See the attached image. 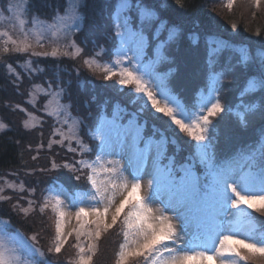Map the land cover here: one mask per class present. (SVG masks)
Masks as SVG:
<instances>
[{
	"label": "snow or ice",
	"instance_id": "1",
	"mask_svg": "<svg viewBox=\"0 0 264 264\" xmlns=\"http://www.w3.org/2000/svg\"><path fill=\"white\" fill-rule=\"evenodd\" d=\"M176 2L183 6L181 0ZM29 3L30 0H6L0 5V25H3L0 28V64L15 78L17 88L22 77L11 63L3 60L5 55L30 53L32 56L76 59L83 53V49L72 39L82 19L79 0L71 6V12L67 9L64 15L57 12L52 23L36 14L29 19ZM253 3L258 8L261 0H253ZM233 5L234 0H228L226 7L231 10ZM133 11L140 25L137 30L132 27ZM112 20L115 38L119 41L114 52L115 59L102 64L97 59L105 54L101 48L94 56L85 58L83 64L89 70L95 68L102 71L105 80L118 76L117 83L121 89L131 87V102L139 105L138 113H147L153 119H161L156 114L169 118L163 122L174 125L179 132L196 142V158L205 171L202 179L194 171V163L182 165L179 170L171 159L166 164L162 163L166 158L167 138L163 134L159 140L154 136L145 138V125L137 123L135 116L127 125L119 124L120 112L124 110L118 107L114 108L111 120H102L90 131L91 139L98 142L92 148L83 142L79 134L82 120L72 116L71 104L62 103L64 89L59 84L55 90L51 83L47 88L32 85L28 102L33 107L36 92L48 96L49 102L54 101L52 110H48V103L44 107L46 114L60 125L52 133L53 137L59 136L60 139L50 138L49 149L54 144L65 147L67 141V151L81 157L63 165L53 161L52 169L63 167L81 174L87 170L86 180L90 187L73 201L79 223L75 229L77 244L74 245L78 258L74 264H91L95 255V243L88 245L90 254L84 255L85 248L79 243L80 237L87 235L89 239H98L102 229L106 231L115 225L122 213L124 242L120 245L116 264H129L131 257L142 258L143 264H264V231L256 235L257 230L250 227L251 217L246 211L251 209L264 215V132L254 146L228 160L218 163L212 151L211 133L216 129L213 119L225 111H232L222 103L220 94L224 79L234 68L230 64L217 68L227 44L215 39L206 42V89L198 94L195 105L189 106L174 93L167 78L156 73L154 68L160 60L166 59V46L179 40V27L165 28L164 22H159L160 27L153 34L157 41L156 60L144 63L142 56L147 44L144 26L159 21L156 11L142 5L140 0L135 3L133 0H117ZM5 21L7 24H4ZM235 27L233 25V29ZM161 31L167 32L163 40L159 36ZM189 39L194 45L199 42L195 34ZM48 44L51 45L50 51H36ZM69 48L74 51L69 52ZM32 63L25 59L23 67L32 71ZM238 63L245 68L254 65L255 74L247 79L234 112L238 124L247 127L250 118L257 114L264 118V99L259 105L254 100L244 99L257 92L264 93V50H259L256 57L242 51ZM16 108L28 117L23 123L25 129L31 130L36 126L30 123L36 119L33 113L19 105ZM6 128L5 123H0V132ZM73 142L77 147L72 146ZM85 153L93 154L94 158L85 159ZM146 173L150 177L147 182L149 194L142 197L141 180ZM74 178L80 180L81 175ZM5 187L25 191L23 182L17 186L5 180L4 187H0V201L11 199L2 195ZM31 191L34 192V189ZM125 192L127 195H124ZM162 192H167L166 201L161 199ZM117 194L123 196L118 205ZM157 200L161 202V207L154 209L151 205ZM33 205L34 202L29 200L28 207L14 204L13 210L19 208L27 217L35 210ZM49 207L56 217L54 251L60 253L67 238L63 232L66 212L59 194L49 191L39 207L40 213L43 214ZM113 207L111 224H108L107 216ZM166 211H171L172 215H166ZM89 216L95 217L91 221L95 226L94 233L84 231L89 224ZM4 225L0 227V264H40L38 257L42 258L43 253L34 246L36 235L30 237L33 242L30 244L18 230L12 234L6 231L11 227L8 221Z\"/></svg>",
	"mask_w": 264,
	"mask_h": 264
},
{
	"label": "trees",
	"instance_id": "2",
	"mask_svg": "<svg viewBox=\"0 0 264 264\" xmlns=\"http://www.w3.org/2000/svg\"><path fill=\"white\" fill-rule=\"evenodd\" d=\"M213 1L217 9L211 10ZM80 2L79 14L84 26L75 35V39L83 48L82 57L72 60L65 56L59 58L38 56L32 59V67L34 70L40 69L41 71L29 73L23 72L17 66V64L25 61L27 55L16 54L3 57L5 62L17 67L22 79L19 82V88H17L14 83L15 78L10 76L6 67L0 64V116L7 125V128L0 133V176L3 179L10 178L15 181H23L24 179L32 180L33 176L38 177L40 175L39 192L45 185L60 186L72 190L73 193L80 190L86 191L90 187L86 180L87 170L81 174L72 173L63 167L52 169L53 161L57 165H63L64 163H72L81 157L76 153L68 152L67 148L58 144H54L49 149V140L54 138L52 133L58 124L51 117L44 115L40 111L41 109H34L28 103L32 85L38 84L47 88L48 84L51 83L54 90L57 84L64 89V103L71 104V112L81 117L82 124L79 134L86 145L92 148L96 147L97 142L91 139L89 131L97 125L99 118L97 115L102 112H113L114 108L118 107L124 110L121 111L124 120L135 115L137 120L145 125L143 133L145 138L152 136L160 138L161 134L167 138L164 163H168V160L171 159L177 170L182 165L194 163L198 176L203 179L205 169L196 158L195 141L191 140L185 133L179 132L174 125L165 124L163 121H167L169 118L162 117V114H156L161 119H153L147 113H138L139 105L131 102L130 93L125 90L121 91L117 87V81L112 80L113 82L110 84L108 83L110 81L104 79L102 73L94 69L89 70L83 64L85 58L94 56L95 52L101 48L105 49L102 58H108L113 52L118 41L115 38L112 20V12L117 0H81ZM135 2L136 0H133V3ZM66 3L67 0H30L28 14L30 16L36 14L41 18H51L54 13L61 11ZM140 3L155 10L159 17L157 23L144 26V35L147 39L145 58L153 55L152 52L157 43L153 34L160 21L164 22L165 28L178 26L180 29L179 40L166 46L164 51L166 59L160 60L157 72H167L165 74L169 86L176 95L183 98V101H188L187 103H193L197 93L206 89V42L215 38L230 40L233 47L227 45V50H224L219 57L217 68L229 64L234 68V71L224 79L223 90L220 94L222 103L232 111H225L213 119L216 129L211 133L212 151L219 163L254 146L261 133L264 132V118L257 114L250 118L247 127H241L234 115L236 106L240 103L239 93L244 88L247 79L255 74L254 65L245 68L239 64L240 55L235 51V47L248 44L252 51L250 53L255 55L256 46V50L264 46V14L258 13L256 18L248 23V16L239 9V6H244V1L238 3L233 13L221 11L225 9L223 0H181L183 6L177 4L176 0H140ZM131 16L132 25L139 28L135 11L131 13ZM234 19L237 23L235 29L242 33H245L243 32L245 29L250 30L249 37L248 33L244 35L232 32L234 29L230 23ZM227 20H230V23ZM193 34L199 37V42L196 45L192 44L189 39ZM159 36L163 40L166 38L167 32L161 31ZM244 99L246 101L254 100L259 105L264 99V93L257 92ZM16 105L39 115L43 121L31 130L25 129L23 123L27 116L24 112L19 111ZM41 145L43 147H40ZM73 147H77L75 142ZM87 154L85 153V157ZM34 156L36 159H33ZM27 168L32 170L29 174L25 173ZM181 174L178 172V175ZM75 175H81V179L76 180ZM16 195L17 193L11 195L10 200L13 201H0V219L8 220L11 225L10 229L25 233L29 238L34 233L31 228L35 226L38 227V231L46 233L48 225L40 216L37 215L38 218L25 217L19 208L13 210V205L18 204L14 201ZM40 198L42 201L44 200V196H40ZM127 211L128 208L126 207L125 213ZM250 214L256 218L255 223L258 228L264 231V215L258 212ZM123 217L124 214L113 225V230L109 232L106 242V250L100 251L101 256L99 253L94 256V264L97 261L103 264H113V247L116 248V243L119 245L122 239ZM52 239L53 233L51 232L49 241ZM37 244L42 250H47L44 241L41 242V245ZM46 255L47 261L56 260L54 256ZM69 258L63 255L57 257L56 261L70 264ZM141 259L133 257L129 264H139Z\"/></svg>",
	"mask_w": 264,
	"mask_h": 264
},
{
	"label": "rangeland",
	"instance_id": "3",
	"mask_svg": "<svg viewBox=\"0 0 264 264\" xmlns=\"http://www.w3.org/2000/svg\"><path fill=\"white\" fill-rule=\"evenodd\" d=\"M81 0H79V2H80ZM241 1H244V6H239V9H240V11L242 12V13H244L246 16H248V23H251V20L252 19H255L256 18V16H257V14L258 13H262V14H264V0H261V4H260V6L257 8L255 5H254V3H253V0H234V5H233V8L231 9V10H229L227 7H226V4H227V2H228V0H223V2H224V7H225V9H222L221 11H223V12H225V13H233L234 12V10L236 9V6L238 5V3H241ZM6 2V0H0V5H3L4 3ZM76 2V0H67V3L65 4V7H63V9L61 10V11H59V14L60 15H64L65 14V10L67 9L68 10V12H71V6L74 4ZM81 3V2H80ZM213 5H212V9L211 10H214V9H217V8H215V2L213 1ZM242 9V10H241ZM29 15V14H28ZM57 15V13L55 14L54 13V15L51 17V18H41V19H43V20H45V21H47L48 23H52V21H53V18L55 17ZM228 15V14H227ZM30 15H29V19H30ZM82 18V17H81ZM228 18V17H227ZM236 20L234 19V21L232 22V23H230V20H227V22H229L231 25H232V27H233V25H237V23L235 22ZM226 22V23H227ZM4 24H7V21H5L4 22ZM250 25V24H249ZM83 21H82V19H81V21H80V27H79V30L78 31H76L75 32V35L78 33V32H80L81 30H82V28H83ZM3 27V25H0V28H2ZM132 27H133V30H137L138 28H135V26H133L132 25ZM158 27H160V24L158 25ZM235 28H237V27H235ZM248 29H250V28H248ZM232 32L234 33L235 32V34H244V35H246L247 33H248V37H249V35H250V30H247V29H245L243 32H245V33H242V32H239V30L237 31V29H234V30H232ZM75 35L72 37V39L76 42V44L80 47V43L78 44L77 43V40L75 39ZM118 40V39H117ZM215 40H218V41H222V42H225L227 45H231L232 47H233V45L230 43V40H227V39H223V38H215ZM246 40H248V38H246ZM61 43H64V41H61ZM119 46V41H117L116 42V45H115V48L113 49V52L109 55V57L108 58H102V56L101 57H98L97 59L103 64V63H105V62H111L113 59H115V56H114V52H115V50H116V48ZM146 48H147V44H146V46H145V48H144V52H143V56H142V60H143V62L144 63H149V62H151V61H154V60H156V52H155V48H154V50H153V55L151 56V57H149V58H145V51H146ZM256 48H257V46H256ZM256 48L254 49L256 52H255V55H253V54H251L250 52H252L251 51V47L247 44V45H239V46H236L235 47V51L240 55V53L242 52V51H248L253 57H256V54H257V52L259 51V50H264V46H261V48H258L257 50H256ZM83 49V48H82ZM104 49V48H103ZM51 50V45L50 44H48L45 48H43V49H40V48H37L36 49V51H50ZM105 50V49H104ZM225 50H227V48L225 49ZM68 51L69 52H72V51H74V49H71V48H69L68 49ZM82 54H84V52L82 53ZM23 55H27V57L25 58V59H29V60H31L32 61V59L34 58H37L38 56H32L30 53H26V54H23ZM22 55V56H23ZM129 55H132V53L131 52H129ZM238 55V56H239ZM21 56V55H20ZM41 57H43V56H41ZM49 57H51V56H49ZM80 57H82V55L80 56ZM72 60H75V59H72ZM160 62V61H159ZM159 62L158 63H156L155 64V66H154V68H155V72L156 73H158L159 75H161V76H164V77H166L167 78V76H165L164 74L165 73H167V72H165V71H162V72H157V66H158V64H159ZM14 66V65H13ZM17 66L23 71V72H25V73H29V72H35V70L33 69V67H32V71H28V70H26L24 67H23V62L22 63H19V64H17ZM15 67V69H16V72H18V69H17V67L16 66H14ZM76 67H78V66H76ZM94 70H97V69H95L94 68ZM98 72H100V73H102L103 74V72L102 71H99V70H97ZM19 73V72H18ZM104 75V74H103ZM119 79V77L118 76H113L111 79H109V80H106V81H110V82H108V83H110V84H112V82L113 81H117ZM113 80V81H112ZM168 81V80H167ZM117 85V87L121 90V91H126L127 93H131V91H132V89H131V87H125V88H123V89H121L120 88V85L117 83L116 84ZM32 89V87L30 88V90ZM54 90V89H53ZM200 93V91L197 93V96H196V98H195V100H194V102L192 103L191 102V104H193V105H195V103H196V101H197V99H198V94ZM238 98H240V93H239V95H238ZM29 99H30V97H28V101H29ZM49 100H50V98L48 97V96H45V95H43V94H40L39 92H36L35 93V107H33V105L31 104V103H29L30 105H31V107L32 108H39V109H41L40 111L44 114V115H46V116H48L47 114H46V111H45V104L46 103H48V110L50 111V110H52V108L54 107V101H52V102H49ZM180 100L182 101V102H184V103H187L188 101H183V98H180ZM43 103V104H42ZM62 103H64V101H63V99H62ZM64 104H67V103H64ZM117 108V107H116ZM154 111V110H153ZM27 112H30V111H27ZM30 113H33V112H30ZM34 114V116L36 117V119H34V120H32V121H30V123L31 124H33V125H38L39 123H41L43 120L40 118V116L39 115H37V114H35V113H33ZM71 114H72V116H74V117H78V118H80L81 119V117L80 116H78V115H75V114H73L72 112H71ZM97 116H99V118H98V122H97V124H99L102 120H105V119H107V120H111L112 119V116H113V112H107V113H104V112H102V113H100V115H97ZM135 115H133L132 116V118H129V119H127L126 121H124V119H123V114L120 112V119L118 120V123L119 124H121V125H127L128 124V122L130 121V120H132L133 119V117H134ZM48 117H50V116H48ZM2 117L0 116V123H4L3 122V120L1 119ZM52 119H54L53 117H51ZM135 118H136V120H137V116H135ZM28 119V117L26 118V120ZM137 123H139V124H141L140 122H139V120H137ZM60 125L58 124V126H55V128H57V127H59ZM94 128V127H93ZM65 131H67V126H65V129H64ZM92 130V129H91ZM90 130V131H91ZM90 131H89V136H90ZM1 133V132H0ZM91 137V136H90ZM153 137V136H152ZM155 139H157V140H159L160 138H157V137H154ZM53 139H56V140H59L60 139V137L59 136H57V138H56V136L53 138ZM98 143V142H97ZM73 144H74V142H73ZM73 146V145H72ZM65 148H67V141H65ZM92 158H94L93 157V154H87V156L85 157V159H92ZM114 158H119V157H114ZM122 163H123V161H122ZM162 163H164L163 161H162ZM166 164V163H165ZM151 169L149 168V171H150ZM32 170L31 169H29V168H27L26 170H25V173H30ZM194 171H196V174L198 175V173H197V170L194 168ZM126 175H127V173H126ZM182 175V174H181ZM150 177H149V175L146 173L144 176H143V178H142V180H141V184H142V188H141V196L142 197H147L148 196V194H149V192H148V189H147V182H148V179H149ZM40 179H41V176L39 175L38 177L35 175V176H33V178H32V180H28V179H24L23 181H15V180H13V179H10V178H7V179H3L1 176H0V187H4V181L5 180H7V181H9V182H12V183H15L17 186H19V184L21 183V182H23V184H24V188H25V191L24 192H20L19 190H18V188H17V190H13V189H11V188H7V187H5V190H4V192L2 193V195H6V196H9V197H11V195L12 194H14V193H17V195H16V197L14 198V201L17 203L18 202V204L20 205V206H22V207H28V201L29 200H32L33 202H34V205H33V207H34V211H32L27 217H32V218H38V216H40V218L41 219H43L44 221H46V223H47V225H48V231L46 232V233H42V232H40V231H38L39 229H38V227L37 226H35V227H33V228H31V230H33L34 231V233H32V235L31 236H33V235H36V237H37V240H36V242L37 243H39L40 245H41V242H45V244H46V247H47V250H42L41 249V247H39L38 246V244L35 242V247H37V248H39L40 249V251L43 253V257L42 258H40V257H38V259L40 260V264H44V262L45 261H47V255L46 254H48L49 256H54L55 258H56V260H57V257L59 258V257H62L63 255H66V256H68V257H70L69 258V260H71V263L70 264H74V262L77 260V248L76 247H74V245L75 244H77V239H76V233H75V229H77L78 227H79V223H78V221L76 220V217H75V212L77 211V208L73 205V201H74V199L75 198H77L78 197V195H79V193H81V192H83V191H85V190H80V191H75L74 193L72 192V190H68V189H65V188H63V187H60V186H54V185H51V186H48V185H45L44 187H42L41 188V190H40V192L38 191V187L40 186V184H41V181H40ZM129 179H131V177L129 176ZM34 189V192H32L31 190H33ZM129 190H130V186H129ZM49 191H51V193L52 194H59V197H60V199L63 201V207H64V210H65V212H66V216H65V218H64V228H63V232H64V235H65V237L67 238L66 239V242L64 243V245H63V247H62V249H61V251H60V253H56L55 251H54V247H55V244H54V237H55V219H56V217H55V215H54V213L51 211V208L49 207L48 209H46L45 210V212L43 213V214H41L40 213V211H39V207H40V205L42 204V200H41V198H40V196L42 197V196H47V195H49ZM124 195H127V193L125 192L124 193ZM22 197V198H21ZM43 199V198H42ZM123 199V196L122 195H120V194H117V196H116V205H118L119 204V202H120V200H122ZM161 199H163L164 201H166L167 200V192H162L161 193ZM7 201H13V200H7ZM154 209L155 208H159V207H161V202L159 201V200H157V201H155L152 205H151ZM115 207V206H114ZM114 207H113V209L112 210H110L109 211V213H108V216H107V223L108 224H111V216H112V214H113V212H114ZM257 207H259V205H257ZM125 211H126V208H125ZM232 211H235V209H232ZM246 211L249 213V215H250V217H251V225H250V227H255V229L257 230L256 231V235H259V233L261 232V231H263V229L261 230V229H259L258 228V226L256 225V224H254V220H253V217L251 216V214L250 213H252V212H254V211H252L251 209H246ZM123 214V213H122ZM165 214L166 215H169V216H171L172 215V212L171 211H166L165 212ZM38 215V216H37ZM88 221H89V224H88V226H87V228L86 229H84V231H92L93 233H94V231H95V226L91 223V221L92 220H94L95 219V217H93V216H89L88 218ZM120 219H118L117 220V222L119 221ZM5 221H8V220H6V219H0V227H4L5 225H4V222ZM50 221H51V225H50ZM119 225V224H118ZM123 228V231H124V226L122 227ZM111 230H113V226L112 227H110V228H108L106 231L105 230H103L102 229V231H101V235H100V237L98 238V239H95L94 237L92 238V239H89L88 238V236L87 235H84V236H81L80 237V241H79V243L85 248V253H84V255L85 256H87V255H89L90 253L87 251V249H88V245L89 244H93V243H95V245H96V248H95V255H97L98 253H99V255L101 256V254H100V251H102L103 252V249H104V251L106 250V242H107V240H108V236H109V232L111 231ZM6 231H8L10 234H12V233H14L15 231H13L12 229H10V228H6ZM20 232V231H19ZM51 232L53 233V239L52 240H50L49 241V238H50V235H51ZM20 233H22V232H20ZM69 233H71V235H68ZM122 233V231L120 232V234ZM23 234V236L28 240V243H30V244H32L33 242L31 241V239L25 234V233H22ZM122 239H121V241H120V243H119V245H118V243H116V248H115V246L113 247V253H114V260H113V264H116V260H117V254L119 253V251H120V245L124 242V237H123V233H122ZM118 245V246H117ZM50 246V247H49ZM103 246V248H101ZM50 249H51V251H50ZM116 249V250H115ZM46 252V253H45ZM101 252V253H102ZM95 255H93V257H92V261H91V264H94V262L93 261H95L94 260V256ZM100 256H99V258H100ZM137 258V257H136ZM130 259H133V257H131V258H129V261H130ZM56 260H49V261H47L48 262V264H69V263H67V262H62V261H59L60 263H58ZM95 264H103V263H101L100 261L98 262H96ZM139 264H143L142 263V259H141V262L139 263Z\"/></svg>",
	"mask_w": 264,
	"mask_h": 264
}]
</instances>
